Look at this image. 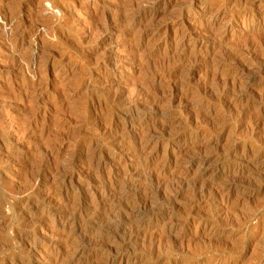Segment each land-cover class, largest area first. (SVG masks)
I'll return each instance as SVG.
<instances>
[{
  "label": "rangeland",
  "instance_id": "rangeland-1",
  "mask_svg": "<svg viewBox=\"0 0 264 264\" xmlns=\"http://www.w3.org/2000/svg\"><path fill=\"white\" fill-rule=\"evenodd\" d=\"M0 264H264V0H0Z\"/></svg>",
  "mask_w": 264,
  "mask_h": 264
},
{
  "label": "bare ground",
  "instance_id": "bare-ground-1",
  "mask_svg": "<svg viewBox=\"0 0 264 264\" xmlns=\"http://www.w3.org/2000/svg\"><path fill=\"white\" fill-rule=\"evenodd\" d=\"M246 1V0H245ZM247 81H248V79H247ZM251 83V82H250ZM223 100V99H222ZM216 101V100H215ZM134 228H136V227H134ZM139 230V229H138ZM136 232H137V230H135ZM132 235H133V233H131ZM134 236V235H133ZM138 236V235H137ZM128 237H129V235H128ZM131 238H132V236H131ZM129 239V238H128ZM122 240V239H121ZM126 240V239H125ZM130 240V239H129ZM126 244V243H125ZM124 245V244H123ZM125 246V245H124ZM112 248L114 249V247L112 246ZM117 248V247H116ZM123 248V247H122ZM118 249V248H117ZM118 251V250H117Z\"/></svg>",
  "mask_w": 264,
  "mask_h": 264
}]
</instances>
